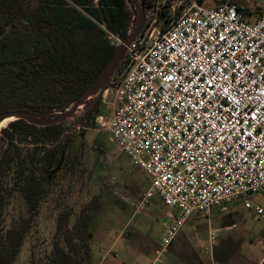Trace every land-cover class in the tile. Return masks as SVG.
<instances>
[{
    "label": "built area",
    "instance_id": "built-area-1",
    "mask_svg": "<svg viewBox=\"0 0 264 264\" xmlns=\"http://www.w3.org/2000/svg\"><path fill=\"white\" fill-rule=\"evenodd\" d=\"M168 6L166 24L146 20L126 47L123 69L101 92L111 113L95 118L151 180L138 206L157 194L180 213L163 223L151 264H161L192 212L243 198L264 220V207L251 200L264 194V12L249 22L233 0ZM208 235L213 245L216 233Z\"/></svg>",
    "mask_w": 264,
    "mask_h": 264
},
{
    "label": "trees",
    "instance_id": "trees-1",
    "mask_svg": "<svg viewBox=\"0 0 264 264\" xmlns=\"http://www.w3.org/2000/svg\"><path fill=\"white\" fill-rule=\"evenodd\" d=\"M140 1L147 21L152 17L162 25L169 21L171 0L167 4H161V0ZM134 2L0 0V114L26 110L52 118L69 108L118 48L100 24L123 40L137 17ZM238 11L241 13L239 6ZM124 64L123 58L112 76ZM102 90L83 110L62 122L37 126L20 118L0 129V264L15 260L43 199L54 192L57 175L72 163L75 131L83 134L95 128ZM104 135L98 132L94 144ZM14 192L22 198L27 216L5 227L4 209ZM57 204L60 207L62 203ZM91 207L89 202L77 212L71 208L59 210L50 248L41 257L32 255L29 264H93L86 220ZM218 253L216 249L217 260H229V254Z\"/></svg>",
    "mask_w": 264,
    "mask_h": 264
},
{
    "label": "rangeland",
    "instance_id": "rangeland-1",
    "mask_svg": "<svg viewBox=\"0 0 264 264\" xmlns=\"http://www.w3.org/2000/svg\"><path fill=\"white\" fill-rule=\"evenodd\" d=\"M216 1L200 3L212 6ZM241 1L252 8L264 5V0ZM110 113L111 107L101 101L99 114ZM78 132L75 131L72 163L57 175L54 192L43 199L32 228L22 239L20 252L11 264H29L32 255L41 257L50 248L56 232L57 212L64 208L77 212L83 203L89 202L92 207L86 220L93 264H151L165 235L163 223L179 217L180 213L168 208L157 194L138 206L151 185L149 176L125 153L117 151L115 142L96 122L94 129ZM98 132L105 135L95 145ZM60 193L62 197H56ZM251 200L264 207V194H254ZM57 201H61L60 207ZM244 201L237 198L210 209L207 214L192 212L181 223L160 263L264 264V220L245 208ZM22 215L27 216L24 202L13 195L4 209V226L19 221ZM210 231L216 233L213 245L209 241ZM216 249L220 256L229 254V260L225 263L217 260Z\"/></svg>",
    "mask_w": 264,
    "mask_h": 264
},
{
    "label": "water",
    "instance_id": "water-1",
    "mask_svg": "<svg viewBox=\"0 0 264 264\" xmlns=\"http://www.w3.org/2000/svg\"><path fill=\"white\" fill-rule=\"evenodd\" d=\"M140 4V0H135L134 7L136 9L137 17L135 19L133 29L129 31L127 36L122 40V43L118 45V48L113 54V56L108 60V62L99 72V74L95 77V79L91 82V84L69 108L52 118H43L40 116H35L26 110L5 111L0 114V123L5 118L11 117L13 118L12 120L21 118L30 124L37 126H45L53 123L62 122L69 117H73L77 113V111L83 110L89 104L92 97L95 96L100 90L105 87L115 70L118 68L122 59L124 58L126 47L139 35L142 28L144 27L146 19L144 11L141 8Z\"/></svg>",
    "mask_w": 264,
    "mask_h": 264
},
{
    "label": "crops",
    "instance_id": "crops-1",
    "mask_svg": "<svg viewBox=\"0 0 264 264\" xmlns=\"http://www.w3.org/2000/svg\"><path fill=\"white\" fill-rule=\"evenodd\" d=\"M219 1L220 0H218L216 2H219ZM233 1L241 8V13H242L244 19H246L249 22H251V20L253 22L258 17H260L262 15V13L264 12V5L255 6V8H252L248 5H246L245 3H243L241 0H233Z\"/></svg>",
    "mask_w": 264,
    "mask_h": 264
},
{
    "label": "flooded vegetation",
    "instance_id": "flooded-vegetation-1",
    "mask_svg": "<svg viewBox=\"0 0 264 264\" xmlns=\"http://www.w3.org/2000/svg\"><path fill=\"white\" fill-rule=\"evenodd\" d=\"M63 159H64V155L62 154L61 155V157H60V160L58 161V164H57V168H56V172L58 173V171L60 170V167H61V164H62V161H63ZM55 181H56V179H55ZM59 186V185H58ZM13 195H16V197H20L17 193H13L12 195H11V197L13 196ZM56 197H59V195H56ZM60 197H62V193H61V196ZM24 239V238H23Z\"/></svg>",
    "mask_w": 264,
    "mask_h": 264
},
{
    "label": "bare ground",
    "instance_id": "bare-ground-1",
    "mask_svg": "<svg viewBox=\"0 0 264 264\" xmlns=\"http://www.w3.org/2000/svg\"><path fill=\"white\" fill-rule=\"evenodd\" d=\"M13 118L11 117H8V118H5L1 123H0V129L2 127H4L5 125H7Z\"/></svg>",
    "mask_w": 264,
    "mask_h": 264
}]
</instances>
